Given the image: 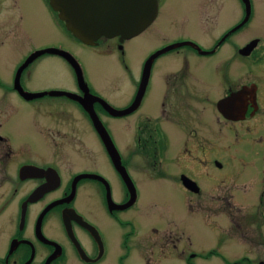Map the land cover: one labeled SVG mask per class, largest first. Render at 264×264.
Segmentation results:
<instances>
[{
  "label": "flooded vegetation",
  "instance_id": "1",
  "mask_svg": "<svg viewBox=\"0 0 264 264\" xmlns=\"http://www.w3.org/2000/svg\"><path fill=\"white\" fill-rule=\"evenodd\" d=\"M40 1L52 24L64 33L47 0ZM239 1L240 16L214 37L211 46L206 47L201 39L178 38L195 43L183 46L193 48L200 56L197 60L206 63L202 57L216 56L212 68L216 81L211 85H198L190 73L193 64L189 67L188 62V68L174 70V78L168 75L173 71H168L163 84L156 82L157 60L173 48L157 51L170 42L150 50L138 69H123L129 89L123 95L117 94L123 100L114 103L90 85L78 53L60 43V48L77 59L84 78L79 80L75 68L60 55L75 79V88L61 90L74 92L78 97L88 90L114 107L116 110H107L98 100L92 102L112 140L107 119L126 118L117 123L119 131L125 133V144L120 148L113 142L128 181L124 170L112 163L105 147L104 154L119 179L117 186H113L112 175L105 170L85 167L69 171L54 159L41 161L40 153L32 157L28 152L33 151L25 148L26 140L16 141L17 130L0 119V218L7 228L2 232L0 227V264H199L214 260L219 264H253L251 253L258 248L264 250V34L246 32L235 37L253 16L251 0L246 19V5ZM163 3L158 0L156 17ZM2 9L0 6V12ZM64 34L79 45L91 46L99 40L84 43ZM126 41L116 43L122 59L128 50ZM49 47L59 45L31 46L16 64L9 87L25 102L32 100L33 92L67 97L93 125L79 99L50 93L56 89L31 90L24 84L23 73L34 60L43 54H56L48 51ZM225 47L230 52L219 57ZM32 55L18 73L19 65ZM234 66L237 73H233ZM169 79H173L171 84H167ZM128 147L130 152L126 151ZM216 149H220L219 154ZM132 155L139 156L145 169H138L139 158L129 160ZM81 173L102 176L108 188L101 178L80 176ZM139 183L148 187L161 183L170 186L174 200L187 216H191L189 210H208L193 218L213 233L210 243L207 234L205 244L197 245L190 229L178 226L176 219L166 223L175 228L143 230L135 215L141 198ZM143 199L147 202V196ZM232 213L240 217L236 220ZM250 224L258 228H244ZM106 227L115 233L108 234ZM241 237L246 242H240ZM234 239L245 246L248 243L250 248L237 256L230 244L224 245ZM254 264H264V255Z\"/></svg>",
  "mask_w": 264,
  "mask_h": 264
},
{
  "label": "rangeland",
  "instance_id": "2",
  "mask_svg": "<svg viewBox=\"0 0 264 264\" xmlns=\"http://www.w3.org/2000/svg\"><path fill=\"white\" fill-rule=\"evenodd\" d=\"M1 1L0 6L3 9L0 12V119L3 124L7 122L17 130L18 139L15 138L16 141L26 140L25 148L33 151L28 152L32 154V157L40 153L43 155L40 158L41 161L54 159L69 171L85 167L105 170L112 175L113 186H117L119 179L116 175L114 176V170L109 164L107 155L104 154L102 141L87 116L73 100L64 96H49L41 92L33 95L31 101H23L9 87L16 64L31 46L53 43L59 47L63 44L62 46L71 50L66 46L67 44L80 56L86 77L93 89L111 102L117 103L123 100L122 97H117V94L123 95L129 89V82L127 83L123 69L126 66L132 70L138 69L141 60L150 50L171 42L170 44L174 45L164 49L161 53L173 49L157 60L156 82L160 81L163 84L164 74L168 71H173L168 75L174 78V70L179 72L182 68H188V62L189 67L191 63L193 64L194 69H191L190 73L197 84L211 85L216 81L212 70L216 56H201L206 58V63L204 60H197L196 57L200 56L195 54V50L183 46L185 45L182 43L183 40L179 41L178 38L201 39L203 44L209 47L214 37L241 14L239 0H202L203 3L201 0H164L158 16L144 31L134 38H131L132 36L123 38L127 39L125 45L128 50L122 59L116 47L117 40H120L117 35L100 37L98 43L91 46L79 45L72 39H67L65 32L62 30L64 32L62 33L57 25L55 27L52 24L40 0ZM251 5L252 19L246 28L239 31L235 37L246 32L264 34V0H251ZM224 15H226V20L223 19ZM54 17L61 23L55 15ZM195 20L198 23L195 24ZM173 40L178 41L172 42ZM229 52L230 50L225 47L218 55L223 57ZM32 63L23 73V82L31 90L75 88L73 70L60 55L43 54ZM163 69L166 70L160 71ZM232 69L233 73H237L236 66ZM172 82L173 79H169L167 84ZM106 118L107 116H104V119ZM125 120L126 118L107 119V126L111 129L113 141L118 147H122L126 139L125 133L119 131L117 123ZM130 150V147L126 149L128 152ZM216 150L219 154L220 149ZM132 157L139 158V156L132 155L129 160H132ZM136 163L139 170L145 169L141 166L140 158ZM139 187L141 198L135 215L141 222L143 230L152 229V227L160 228V230L175 228L167 226L166 223L168 219H176L178 226L190 229L191 235L196 238L197 245L205 244L207 234H209L207 241L209 240L210 243L214 236L213 233H210L204 223L193 218L198 217L200 212L207 214L208 210H189L191 216H187L178 201L174 200V191L170 186L161 183L148 187L147 184L139 183ZM145 196H147V202L143 199ZM232 217L237 220L240 215L232 213ZM97 218L100 219V215H97ZM0 227L2 232L7 231L6 224L2 223L1 218ZM249 227L258 228L253 224L244 228ZM106 230L108 234L115 233L113 228L106 227ZM236 242L239 251L236 250V244H231ZM240 242H246V238L241 237ZM229 244L234 248L237 256L250 248L248 243L245 246L236 239L224 243L225 246ZM251 255L253 264L257 263L258 259L264 255V250L258 248V251H253ZM199 264L219 263L214 260L213 262L200 261Z\"/></svg>",
  "mask_w": 264,
  "mask_h": 264
},
{
  "label": "water",
  "instance_id": "3",
  "mask_svg": "<svg viewBox=\"0 0 264 264\" xmlns=\"http://www.w3.org/2000/svg\"><path fill=\"white\" fill-rule=\"evenodd\" d=\"M52 7L58 11V16L64 20L67 29H69L76 37L87 43H96L101 36L110 37L118 35L120 40L125 37L133 36L143 30L157 14V0H49ZM246 5V17L250 11L249 0H243ZM182 43H190V40H184ZM174 44H168L160 50L171 47ZM64 55L74 66L75 60L64 50L52 49ZM67 53V54H66ZM31 58V57H30ZM147 62V66L148 63ZM28 60L20 66L23 68ZM76 70L79 69L75 66ZM79 73V71H78ZM41 92H33L32 95ZM43 93V92H42ZM51 94H66L69 97L79 99L83 107L89 112L93 124L105 144L106 150L112 160V163L121 171L124 170L120 162L119 154L115 148L107 130L95 113L92 102L98 100L107 110H116L104 99L87 91L88 95L78 97L74 92L67 90H51ZM124 174L126 172L124 170ZM83 175H92L101 178L108 188L107 180L95 173H81ZM125 181H128L126 175ZM129 184V183H128Z\"/></svg>",
  "mask_w": 264,
  "mask_h": 264
}]
</instances>
